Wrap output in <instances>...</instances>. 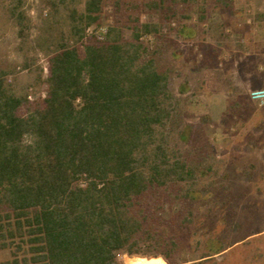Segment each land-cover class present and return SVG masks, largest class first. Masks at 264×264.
<instances>
[{"label": "trees", "instance_id": "obj_1", "mask_svg": "<svg viewBox=\"0 0 264 264\" xmlns=\"http://www.w3.org/2000/svg\"><path fill=\"white\" fill-rule=\"evenodd\" d=\"M107 1L113 24L102 39L87 35ZM186 1L40 0L48 12L34 43L46 77L35 70L45 96L17 93L8 78L15 66L0 67V250L10 252L0 264H119L118 254L206 264L227 249L189 242L192 203L211 167L178 149L180 102L159 48L140 41L161 33ZM25 3L0 0L19 36L31 28ZM141 13L157 14L158 24H141ZM35 60L24 54L21 68ZM202 244L198 261L184 258Z\"/></svg>", "mask_w": 264, "mask_h": 264}, {"label": "rangeland", "instance_id": "obj_2", "mask_svg": "<svg viewBox=\"0 0 264 264\" xmlns=\"http://www.w3.org/2000/svg\"><path fill=\"white\" fill-rule=\"evenodd\" d=\"M25 10L31 28L20 36L0 10V67L15 66L9 82L34 101L45 96L35 67L45 78L46 59L34 41L48 10L40 0H26ZM113 19L107 1L93 35H103ZM148 22L158 24V15L141 13L140 23ZM123 36L130 39L131 32L124 28ZM142 36L150 51L159 48V66L169 72L170 89L180 102L172 123L184 136L176 139L178 149L211 167L198 186L203 197L192 203L189 242L213 239L227 247L206 264H264V104L249 98L250 91L264 88V0L178 2L177 14L161 33ZM24 54L36 59L30 69L21 68ZM172 212L167 209L165 216ZM192 250L184 258L198 261L203 244ZM9 258L8 250H0V263ZM136 258L150 259L117 255L119 264Z\"/></svg>", "mask_w": 264, "mask_h": 264}, {"label": "built area", "instance_id": "obj_3", "mask_svg": "<svg viewBox=\"0 0 264 264\" xmlns=\"http://www.w3.org/2000/svg\"><path fill=\"white\" fill-rule=\"evenodd\" d=\"M105 33V30H104ZM103 35L99 36L97 33H95L94 35L98 38V39H102ZM93 34V30L92 27L87 29V35H92ZM147 36H142L140 37V41H142L143 38H146ZM249 98L251 101L262 105L264 104V88H260V89H255L249 92ZM28 99L31 100V98L28 96Z\"/></svg>", "mask_w": 264, "mask_h": 264}, {"label": "bare ground", "instance_id": "obj_4", "mask_svg": "<svg viewBox=\"0 0 264 264\" xmlns=\"http://www.w3.org/2000/svg\"><path fill=\"white\" fill-rule=\"evenodd\" d=\"M162 264L163 261L161 258H150V259H145V258H136L135 260L131 261V264Z\"/></svg>", "mask_w": 264, "mask_h": 264}, {"label": "water", "instance_id": "obj_5", "mask_svg": "<svg viewBox=\"0 0 264 264\" xmlns=\"http://www.w3.org/2000/svg\"><path fill=\"white\" fill-rule=\"evenodd\" d=\"M148 264H152V263H148Z\"/></svg>", "mask_w": 264, "mask_h": 264}]
</instances>
